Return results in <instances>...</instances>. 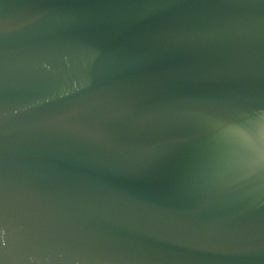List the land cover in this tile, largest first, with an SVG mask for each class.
I'll use <instances>...</instances> for the list:
<instances>
[{"label":"water","instance_id":"1","mask_svg":"<svg viewBox=\"0 0 264 264\" xmlns=\"http://www.w3.org/2000/svg\"><path fill=\"white\" fill-rule=\"evenodd\" d=\"M0 264H264V0H0Z\"/></svg>","mask_w":264,"mask_h":264}]
</instances>
